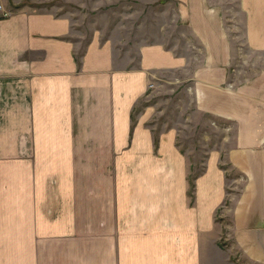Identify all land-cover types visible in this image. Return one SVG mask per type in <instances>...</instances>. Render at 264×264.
Returning a JSON list of instances; mask_svg holds the SVG:
<instances>
[{
	"label": "crops",
	"instance_id": "0c3cea01",
	"mask_svg": "<svg viewBox=\"0 0 264 264\" xmlns=\"http://www.w3.org/2000/svg\"><path fill=\"white\" fill-rule=\"evenodd\" d=\"M55 2L0 0V264H264V67L238 80L227 7L167 0L196 43L135 50ZM232 2L264 54V0ZM166 72L219 131L194 179L184 125L138 110Z\"/></svg>",
	"mask_w": 264,
	"mask_h": 264
},
{
	"label": "rangeland",
	"instance_id": "374dc122",
	"mask_svg": "<svg viewBox=\"0 0 264 264\" xmlns=\"http://www.w3.org/2000/svg\"><path fill=\"white\" fill-rule=\"evenodd\" d=\"M209 1L211 5L223 4L227 7L223 9L224 22L233 38V64L238 71V80L255 75L264 67V54L252 53L244 46L241 39L242 28L236 24L239 20L236 3L232 0ZM72 2L69 4L65 3V0H56L55 6L62 8L66 14L70 12L73 14L79 31L104 32L114 44L117 46L120 44L124 49L131 43L136 50L146 42H164L170 47L179 46L181 50L191 48L190 45L196 43L188 34L186 24L177 21L176 7L167 4V0H72ZM123 51L121 49V52ZM198 55L200 58V53ZM183 77L171 72L157 75V78L149 83V94L140 102L138 110L146 105L153 108L157 118V131L162 126L176 128L178 123L184 125L177 142L182 149L192 150L189 154L191 163L189 178L194 179L203 171L206 155L203 151L205 149H201L204 147L203 144L206 143L210 147L212 145L210 142L218 141L214 136L219 131L209 125L207 116L195 114L190 83ZM210 132L215 133L209 136ZM206 135L210 137V141L206 140ZM233 177V174L229 173L227 181H231Z\"/></svg>",
	"mask_w": 264,
	"mask_h": 264
},
{
	"label": "built area",
	"instance_id": "2783aa9c",
	"mask_svg": "<svg viewBox=\"0 0 264 264\" xmlns=\"http://www.w3.org/2000/svg\"><path fill=\"white\" fill-rule=\"evenodd\" d=\"M9 13L8 12H4L3 13V17H8Z\"/></svg>",
	"mask_w": 264,
	"mask_h": 264
}]
</instances>
